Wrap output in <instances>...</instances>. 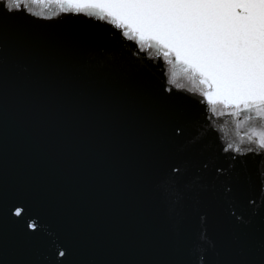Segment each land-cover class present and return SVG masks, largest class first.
<instances>
[{
    "label": "water",
    "instance_id": "water-1",
    "mask_svg": "<svg viewBox=\"0 0 264 264\" xmlns=\"http://www.w3.org/2000/svg\"><path fill=\"white\" fill-rule=\"evenodd\" d=\"M19 2L0 8V264H264L254 113L200 103L205 85L99 10Z\"/></svg>",
    "mask_w": 264,
    "mask_h": 264
},
{
    "label": "snow or ice",
    "instance_id": "snow-or-ice-1",
    "mask_svg": "<svg viewBox=\"0 0 264 264\" xmlns=\"http://www.w3.org/2000/svg\"><path fill=\"white\" fill-rule=\"evenodd\" d=\"M67 2L77 11L99 10L103 14L101 22L111 18L141 42H154L163 48L165 57H171L173 63L182 65L184 72L206 86L200 103L206 98L213 105L254 113V132L264 148V0H89L82 5L74 0ZM0 8L10 13L28 12L19 0H0ZM165 90L189 91L172 79L166 81ZM223 150H233L232 143ZM254 151L257 149L245 146L236 148L234 153ZM172 172L178 175L180 168L174 167ZM175 191L173 179L162 188V195L174 196ZM23 214L22 207L15 209L18 217ZM28 227L37 230L35 223Z\"/></svg>",
    "mask_w": 264,
    "mask_h": 264
}]
</instances>
